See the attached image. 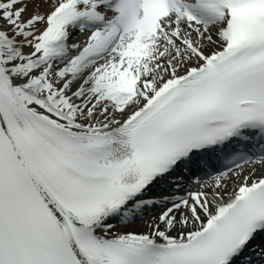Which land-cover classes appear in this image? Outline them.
Segmentation results:
<instances>
[{
	"label": "snow or ice",
	"instance_id": "obj_1",
	"mask_svg": "<svg viewBox=\"0 0 264 264\" xmlns=\"http://www.w3.org/2000/svg\"><path fill=\"white\" fill-rule=\"evenodd\" d=\"M0 264H264V0H0Z\"/></svg>",
	"mask_w": 264,
	"mask_h": 264
},
{
	"label": "bare ground",
	"instance_id": "obj_2",
	"mask_svg": "<svg viewBox=\"0 0 264 264\" xmlns=\"http://www.w3.org/2000/svg\"><path fill=\"white\" fill-rule=\"evenodd\" d=\"M261 165H259V164H257V166L255 167V169H256V174L257 175H259L260 174V170H261ZM157 214V212H153V213H151V215H156ZM141 223H142V221H137L136 222V224H134V225H132L129 229H127V230H129V231H139V230H141L140 229V225H141ZM125 229H123V228H117L116 229V231H124Z\"/></svg>",
	"mask_w": 264,
	"mask_h": 264
},
{
	"label": "rangeland",
	"instance_id": "obj_3",
	"mask_svg": "<svg viewBox=\"0 0 264 264\" xmlns=\"http://www.w3.org/2000/svg\"><path fill=\"white\" fill-rule=\"evenodd\" d=\"M76 39L77 40H82V39H84V37L83 36H81V38L80 37H76Z\"/></svg>",
	"mask_w": 264,
	"mask_h": 264
}]
</instances>
